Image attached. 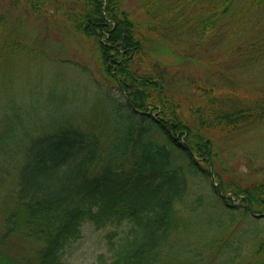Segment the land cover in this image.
<instances>
[{"label":"trees","instance_id":"1","mask_svg":"<svg viewBox=\"0 0 264 264\" xmlns=\"http://www.w3.org/2000/svg\"><path fill=\"white\" fill-rule=\"evenodd\" d=\"M125 2L10 0L0 11L3 60L31 56L8 25L15 8L57 15L92 40L110 116L102 132L66 124L27 141L10 127L0 133V179L12 182L0 207V264H63L84 222L122 226L107 232L109 256L94 264H264V217L249 211H264V180H223L216 166L223 140L264 120V82L233 74L264 59V0ZM155 40L202 49L219 81L194 77L183 93V65L195 58L177 53L168 65L150 56ZM211 172L240 197L222 198Z\"/></svg>","mask_w":264,"mask_h":264},{"label":"rangeland","instance_id":"2","mask_svg":"<svg viewBox=\"0 0 264 264\" xmlns=\"http://www.w3.org/2000/svg\"><path fill=\"white\" fill-rule=\"evenodd\" d=\"M136 1L126 0L125 8L134 9ZM9 2L0 0V11L7 10ZM7 19L13 34L27 40L31 56L13 60L0 57V133L10 127L14 129L11 138L27 141L30 136L66 124L79 125L83 130L108 131L106 115L110 116L100 101L108 82L99 71L93 41L63 24L57 15L39 19L22 8H15ZM149 48L151 57L168 65L178 61L177 53L193 55L195 59L183 65V93L191 92L190 81L194 77L201 79L202 86L208 81H219L206 72L207 57L202 49L189 53L185 42L173 51L162 40L153 41ZM233 74L247 84L264 82V59L249 67H239ZM102 134L103 144L106 135ZM222 144V159L216 166L226 168L221 172L223 180L239 178L243 183L253 178L264 180V120L242 129ZM13 164L8 160L11 170ZM11 183L0 179V207L10 203L5 195ZM120 227L116 224L95 227L84 222L81 236L66 248L63 264H94L99 254L109 256L106 234ZM21 246L14 243V250ZM169 264L180 263L176 260Z\"/></svg>","mask_w":264,"mask_h":264},{"label":"water","instance_id":"3","mask_svg":"<svg viewBox=\"0 0 264 264\" xmlns=\"http://www.w3.org/2000/svg\"><path fill=\"white\" fill-rule=\"evenodd\" d=\"M212 177H213V175H212ZM215 185H216V187H218V184L217 183H215ZM219 193L222 195V197H225L226 196V194H223L221 192H219ZM250 212L255 217H262V216H264V212H262V213H254L252 211H250Z\"/></svg>","mask_w":264,"mask_h":264}]
</instances>
